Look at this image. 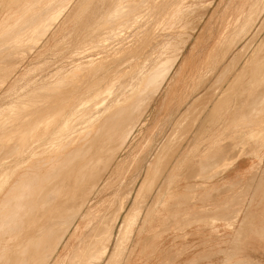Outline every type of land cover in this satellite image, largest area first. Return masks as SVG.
I'll return each instance as SVG.
<instances>
[{"label": "rangeland", "instance_id": "obj_1", "mask_svg": "<svg viewBox=\"0 0 264 264\" xmlns=\"http://www.w3.org/2000/svg\"><path fill=\"white\" fill-rule=\"evenodd\" d=\"M142 69L155 85L117 105ZM166 69L155 95L153 87ZM104 95L108 99L92 109ZM89 107V118L83 119ZM176 114L183 116L174 121ZM95 115L116 119L101 120L107 123L99 135L101 155L108 160L100 157L106 169L98 163L97 178L84 197L79 194L78 205L85 203L81 212L76 203L68 215L75 211L77 218L69 217L62 232L53 234L63 240L52 239L39 258L28 254L23 238L0 228L5 233L0 264H14L13 255L19 254L43 258L44 264H82L92 252L90 241L102 234L101 245L109 246L99 264H107L122 221L132 213L135 227L113 264H175L169 250L183 264H264V0H0V170L16 164L30 144L36 151L12 168L13 181L37 156L45 155L35 159L44 161L64 145L58 155L64 157L70 141L75 149L83 147L82 133ZM203 141L209 143L203 159H183L185 145L203 155ZM219 147L230 160L209 159ZM234 156L245 159L247 170L228 180L223 175ZM191 169L201 172L194 179L204 185L178 190L185 182L181 175ZM213 183L214 188L206 186ZM2 197L1 205L7 200Z\"/></svg>", "mask_w": 264, "mask_h": 264}, {"label": "bare ground", "instance_id": "obj_2", "mask_svg": "<svg viewBox=\"0 0 264 264\" xmlns=\"http://www.w3.org/2000/svg\"><path fill=\"white\" fill-rule=\"evenodd\" d=\"M57 1V0H56ZM62 1V0H61ZM67 1V0H66ZM159 1V0H158ZM181 1V0H180ZM155 2V1H154ZM54 3V2H53ZM68 3V2H66ZM157 3V2H156ZM70 4V2H69ZM150 4V3H149ZM111 5V3H110ZM155 5V4H154ZM152 4V6H154ZM178 5V4H176ZM200 6V5H199ZM206 6V5H205ZM110 7V6H109ZM150 7V6H149ZM157 7V6H156ZM172 7V6H171ZM182 7V6H181ZM52 8V7H51ZM68 8V7H67ZM169 8V7H168ZM178 8V7H177ZM201 8V7H200ZM203 8V6H202ZM58 9V8H57ZM109 9V8H108ZM154 9V8H153ZM176 9V8H175ZM119 11V10H118ZM171 11V10H170ZM181 11V10H180ZM146 13V12H145ZM167 13V12H166ZM81 14V13H80ZM115 14V13H114ZM182 14V13H181ZM261 14V13H260ZM113 15V14H112ZM241 15V14H240ZM239 15V17H240ZM12 16V15H11ZM169 16V15H168ZM141 17V16H140ZM165 17V16H164ZM167 17V16H166ZM165 17V18H166ZM113 18V17H111ZM110 18V19H111ZM88 19V18H87ZM167 19V18H166ZM139 20V19H137ZM158 20V19H157ZM162 21V20H160ZM169 21V20H168ZM237 21V20H236ZM256 21V20H255ZM83 22V21H82ZM157 22V21H156ZM238 22V21H237ZM13 23V22H12ZM249 23V22H248ZM246 24V23H245ZM50 25V24H48ZM155 25V24H154ZM132 26V25H131ZM135 26V25H134ZM160 26V25H159ZM128 28V27H127ZM133 28V27H132ZM251 29V28H250ZM43 32V31H42ZM165 32V31H164ZM249 32V31H248ZM152 34V32H151ZM150 34V35H151ZM44 35V34H43ZM157 35V33H156ZM102 36V35H101ZM90 37V36H88ZM106 37V36H105ZM143 37V36H142ZM141 37V38H142ZM150 37V36H149ZM157 37V36H156ZM237 37V36H236ZM104 38V37H103ZM161 38V37H160ZM42 40V39H41ZM89 40V38H88ZM113 40V39H112ZM141 40V39H140ZM97 41V40H96ZM93 42V41H92ZM150 43V42H149ZM148 43V44H149ZM143 44V43H142ZM87 45V44H86ZM145 45V44H144ZM132 46V45H131ZM142 46V45H141ZM141 46H139V48H141ZM135 47V46H134ZM137 47V45H136ZM135 47V48H136ZM141 52V51H140ZM139 53V52H137ZM151 53V52H150ZM139 55V54H138ZM81 56V55H80ZM112 56V55H111ZM137 57V56H136ZM91 58V57H90ZM146 58V57H145ZM174 58V57H173ZM140 59V58H139ZM166 59V58H165ZM163 60V61H166V60ZM170 59V58H169ZM168 59V60H169ZM176 59V58H175ZM167 60V61H168ZM171 60V59H170ZM143 61V59H142ZM172 61V60H171ZM171 61L169 63H171ZM136 62V61H135ZM139 62V60H138ZM137 65H140L141 67V64H138ZM162 62V61H161ZM159 62V63H161ZM166 63V62H165ZM168 63V62H167ZM173 63V62H172ZM95 64V63H94ZM164 64V63H163ZM131 65V64H130ZM129 65V66H130ZM157 65V64H156ZM160 65V64H159ZM162 65V64H161ZM171 65V64H170ZM134 66V65H133ZM146 66V65H145ZM164 66H166V68L168 69L167 65L165 64ZM139 67V69H140ZM161 67V66H160ZM163 67V66H162ZM169 67H172L169 66ZM136 68V67H135ZM138 68V66H137ZM136 68V70H137ZM157 68V67H155ZM153 68V69H155ZM164 68V67H163ZM161 68V70L163 69ZM131 69V68H129ZM152 69V68H151ZM165 69V68H164ZM165 70L162 72V75L158 76V78L160 79V81H158L157 85L153 87V94H157L158 91L161 89V86H162V81L164 80V82L166 81L165 79L167 78V74H168V71L169 70ZM172 69V68H171ZM170 69V70H171ZM144 70V72L140 73V77L138 78V81L136 83H132L130 85L126 84L124 81H122L126 86L127 88L125 87V89H128V91L124 94V95H119L118 96V103L117 105H120L121 104L123 105L124 103H128L129 101L132 100V98L134 96H136V94L139 93L140 95V92H142L143 90L147 89L148 88H151L152 85H155L153 81L150 80V82H148L149 80H147V73L145 71V69H142V71ZM131 71V70H130ZM135 71V70H134ZM153 71V70H151ZM159 71V70H158ZM170 72V71H169ZM152 73V72H150ZM154 73V72H153ZM158 72L154 73V74H157ZM161 73V72H160ZM159 73V74H160ZM132 74V73H131ZM135 75V74H133ZM132 75V76H133ZM151 75V74H150ZM138 76V75H136ZM157 76V75H155ZM152 77H154V75H152ZM150 78V77H149ZM128 79V78H127ZM156 79V77H155ZM124 80V79H123ZM154 80V79H153ZM174 80V78H173ZM122 83V85H123ZM156 83V82H155ZM121 84V83H120ZM122 85H119V86H122ZM118 86V87H119ZM123 90V91H124ZM147 90H145L147 92ZM143 94V93H142ZM150 94V93H149ZM152 94V92H151ZM148 95V94H147ZM138 96V95H137ZM136 96V97H137ZM150 96V95H149ZM142 97V96H141ZM146 97V96H145ZM139 98V97H137ZM147 98V97H146ZM108 99L107 96L104 95V97H102L100 100L96 101L92 106L91 108H95V106L99 103H102L104 101H106ZM136 99V98H135ZM142 99V98H141ZM148 100V99H147ZM260 100V98H259ZM142 100H140L141 102ZM256 101V100H255ZM136 102V101H135ZM137 103V102H136ZM142 103V102H141ZM140 103V104H141ZM144 103V101H143ZM133 104V103H132ZM139 104V105H140ZM258 104V103H257ZM263 104V103H262ZM131 105V104H130ZM138 105V104H137ZM133 106V105H132ZM143 106V105H142ZM124 107V106H123ZM135 107L137 108V106L135 105ZM90 108V107H89ZM87 109L86 111H84V116H83V119H87L89 118V113L90 111L92 110L91 108L90 109ZM116 108V107H115ZM135 108V109H136ZM127 109V108H126ZM134 109V110H135ZM139 109V108H138ZM137 110V109H136ZM135 110V111H136ZM111 111H113V108L111 109ZM110 111V112H111ZM109 112V113H110ZM116 112V111H115ZM114 112V113H115ZM108 113V114H109ZM118 113V112H117ZM115 113V114H117ZM107 114V115H108ZM112 114V112L110 113ZM119 114H121L119 112ZM114 115V114H112ZM111 116V115H109ZM121 116V115H119ZM115 117V115H114ZM128 117V116H127ZM104 118V117H102ZM102 118H99L97 115L91 117L89 120L90 121H95L94 123H92V126L91 127H88L87 130L85 132H83L82 134L84 135V138H83V141L85 140V145L82 147H78V149H75L73 147H75V145L72 144V141H70V145L66 148L68 149L66 151V153L63 155L64 157H61L58 156L60 153L62 152H65V147L64 145L57 150L53 151L52 152H49L47 156V158H45V160H40V161H37L39 159H37L38 157H42V156H45V155H42V156H37L35 157L34 159H32L30 162H29V165L27 166H30V165H34L33 167H30L29 169H27V171L25 172V174L22 175V177L20 178L19 176H17L18 180L16 181H13L14 179V171L15 169L13 170L12 168L13 167H20L23 165V160H24V156L28 153V154H33L32 151L34 148V146L32 144H30L29 146H27V149L25 150H22L24 151L23 152V155L20 157V160L16 163V164H13L11 163L10 166H5L2 170H0V198L4 195V192L6 190H8L9 192H5L6 196L5 197H2L3 199H6L7 200L5 202L2 203V208L3 209H0V211L2 210V218H4V221H5V227L2 225L0 226L1 229H3V231L5 233H9L8 236L10 237V233H14V237L15 238H23L22 241L23 243L25 244V250L27 251L28 250V254L30 255H34L36 254L39 258V254L41 251H44V249L46 250V248L48 247L49 244H52V241L53 240H56V238H54L58 233V231H61V227L63 225H66L65 221H67L66 219H68L69 217H73L75 218V211L74 214L72 215H68L69 213H71L72 210H74L76 208V206L78 205V203L81 201H79V194L83 193V190L87 189L88 188V185H90V183L92 182V180H95L97 178V174H98V167L99 164L101 165V163H99L98 161H100L99 159L102 160V158H100L101 156L104 155H101L102 154V143H101V138L99 139V135L101 134V132L104 130V129H107V128H104L105 125L107 124L106 123V120L105 122L104 121H101ZM108 119L109 117H105L104 119ZM99 119V120H97ZM103 119V120H104ZM113 119H116V118H112L111 117V120ZM118 119V118H117ZM122 119V117H121ZM126 119V118H125ZM128 119V118H127ZM131 119V118H130ZM97 120V121H96ZM110 119L107 120V122H110L111 121ZM100 121H101V124H100ZM122 121V120H121ZM103 122L105 123L103 125ZM112 123V122H111ZM117 123V122H116ZM109 124V123H108ZM119 124V123H118ZM98 125V126H97ZM111 125V124H110ZM121 126V125H120ZM110 129H111V126H109ZM113 127V126H112ZM119 127V126H118ZM117 127V128H118ZM114 128V127H113ZM112 128V129H113ZM109 130V129H108ZM118 130V129H117ZM114 131V130H112ZM111 132V131H110ZM104 133V132H103ZM82 134H80L77 138H75L73 140L74 141H77L79 139L82 138ZM95 136V135H98V138L95 136V138H92V136ZM103 135V134H102ZM108 135V134H107ZM109 136V135H108ZM90 138V139H88ZM111 140V139H110ZM113 140V139H112ZM121 141V140H120ZM103 142V140H102ZM107 142V141H106ZM109 143V142H107ZM110 146V145H109ZM112 146V145H111ZM22 147V146H21ZM71 148V149H70ZM107 148V146H106ZM23 149V148H22ZM12 151V150H11ZM22 151H20L22 153ZM111 151V150H110ZM56 152V154H55ZM3 154V153H2ZM55 154V155H54ZM107 154V152H106ZM105 154V155H106ZM109 154V153H108ZM107 154V155H108ZM1 155V154H0ZM112 154H110V157ZM2 156V155H1ZM60 159H59V158ZM103 157H107V156H103ZM1 159V158H0ZM35 159H37L35 161ZM104 159V158H103ZM35 162H34V161ZM106 160V159H105ZM107 160H108V157H107ZM106 160V161H107ZM64 161V164H60V166L58 167L56 164L58 163H61ZM104 161V163L106 162ZM114 161V160H113ZM16 162V160H15ZM42 164H40V163ZM54 164L53 166V170L51 172V170H49L48 172L46 173H43V171H46L47 167L51 164ZM99 163V164H98ZM98 164V165H97ZM106 164V163H105ZM107 165H108V162H107ZM2 166V165H0ZM26 166V167H27ZM104 166L101 165L100 167ZM110 166V165H109ZM105 167L108 168V166L105 165ZM1 168V167H0ZM24 169V168H23ZM103 169H106L104 167H102V170ZM23 171V170H22ZM25 171V170H24ZM106 171V170H105ZM24 173V172H22ZM21 173V174H22ZM101 173H103V171H101ZM100 173V174H101ZM16 174V173H15ZM56 174H57V177H56ZM53 177V178H52ZM98 184V182H97ZM94 186V185H93ZM92 186V188H94ZM30 191V192H29ZM86 191V190H85ZM29 192V193H28ZM84 195H82L83 197L85 196L86 193H83ZM91 195V194H90ZM81 197V196H80ZM83 199V198H82ZM3 200L0 199V203L2 202ZM79 201V202H78ZM85 202V201H84ZM77 203V205H76ZM108 203V202H107ZM5 204H6V207L7 208H10V209H6L4 208L5 207ZM85 205V203H83ZM99 204V203H98ZM125 204V203H124ZM159 204V203H158ZM84 205H81V206H77V208L75 209L76 210V213H80L81 212V208L84 206ZM25 206H29L28 210H22L23 207ZM102 206V205H101ZM79 208V209H78ZM5 210V211H4ZM98 210V209H97ZM121 210V208L119 209V211ZM92 211V210H91ZM72 212V213H73ZM88 213V211H87ZM130 214V213H129ZM72 217V218H73ZM89 217V215H88ZM103 217V216H102ZM115 217V216H114ZM117 217V216H116ZM115 217V218H116ZM136 217V213H132L131 215H129L126 219H124L122 221V224L120 226V229H119V238L117 240V244L115 246V250L113 252V256L111 257L110 261L107 263V264H113V262L116 260L118 254L121 252L126 240L129 238L130 234L132 233L135 225H132L135 221H134V218ZM1 218V217H0ZM77 218V217H76ZM75 218V219H76ZM84 218V216H83ZM70 219V218H69ZM132 219V221H131ZM138 218H136L137 220ZM2 220V219H0ZM74 220V219H73ZM85 220V219H84ZM117 220V219H116ZM69 222L71 221L68 220ZM78 221V220H77ZM103 221V220H102ZM112 221V219L110 220ZM138 221V220H137ZM1 222V221H0ZM3 222V220H2ZM68 222V225L69 224H72V223H69ZM74 222V221H73ZM109 222V221H107ZM116 222V221H115ZM109 224V223H107ZM75 225V224H73ZM90 226V225H88ZM60 227V228H59ZM71 228V226H69ZM69 227L66 226L67 230H70L68 229ZM85 227H87V225H85ZM85 227H82L85 228ZM105 227V226H104ZM107 228V227H106ZM111 228V227H110ZM118 228V227H117ZM60 229V230H58ZM91 229V228H90ZM89 229V230H90ZM94 229V228H92ZM109 229V228H108ZM113 229V227H112ZM77 230V229H76ZM87 231V230H86ZM0 231V234L4 235L5 233ZM62 232V231H61ZM66 232V230L64 231L63 230V233ZM82 232V231H81ZM80 232V233H81ZM88 232V231H87ZM110 232V230H109ZM67 233V232H66ZM65 233V234H66ZM83 233V232H82ZM86 233V232H85ZM92 233V232H91ZM111 233V232H110ZM55 236H54V235ZM63 234V236L65 235ZM69 234V233H68ZM101 234V233H100ZM105 234V233H104ZM108 234V233H107ZM1 235V237H3ZM62 235V234H61ZM103 235V234H102ZM101 235V236H102ZM54 236V237H53ZM76 236V235H75ZM81 236V235H80ZM86 236V235H85ZM100 236V237H101ZM104 236V235H103ZM57 237V236H56ZM60 237V236H59ZM73 237V236H72ZM99 237V238H100ZM5 238V237H4ZM63 237H60L59 239L60 240H63L62 239ZM97 238V237H96ZM99 238L96 240L94 238L93 241H90L91 244H90V247H91V250L92 252H89L90 254L88 255V257L86 256L85 259H83V262L82 264H91L93 261L96 262L95 264H99L101 259L106 255L107 253V249H108V244L107 246H105V244H103L105 247H103V245H101V239H103V237L99 240ZM111 238V237H110ZM53 239V240H52ZM59 239H58V243L59 242ZM72 239V238H71ZM76 239V238H75ZM78 239V238H77ZM87 239V238H86ZM85 239V240H86ZM89 239V238H88ZM109 239V238H108ZM106 239V240H108ZM21 240V239H20ZM51 240V242H50ZM110 240V239H109ZM22 241H19V242H22ZM103 241V240H102ZM7 242L9 243L10 240L7 239ZM84 242V241H83ZM86 242V241H85ZM104 242V241H103ZM102 242V243H103ZM106 242V241H105ZM6 243V244H8ZM55 243V241H54ZM109 243V242H108ZM23 244V245H24ZM88 244V242H87ZM53 245V244H52ZM51 245V246H52ZM55 245V244H54ZM60 245V244H59ZM71 245V244H70ZM84 245V243H83ZM83 245H82V248H83ZM6 245H4L5 247ZM16 246V245H15ZM22 247V244H20L18 246L17 244V247ZM50 246V249L52 248ZM58 246V245H57ZM62 246V245H61ZM75 246V245H74ZM22 247V248H24ZM21 248V249H22ZM55 248V247H54ZM53 248V249H54ZM49 249V250H50ZM24 250V249H22ZM21 250V252H22ZM56 250V249H55ZM82 250V249H80ZM89 250V249H88ZM90 250V251H91ZM5 252V251H4ZM50 253V251H48ZM54 252V250H53ZM27 253V252H25ZM5 254V253H4ZM23 254V253H22ZM52 255L54 253H51ZM77 254V253H75ZM74 254V256H75ZM80 254V253H79ZM88 254V253H87ZM20 255V254H19ZM19 255H13L15 256L14 259V264L16 262V264H29L28 262L31 261L32 259L34 260V258H32L31 260H27L25 255L18 257ZM30 255L28 257H30ZM43 255V254H41ZM40 255V256H41ZM12 256V255H11ZM12 256V257H13ZM56 256V254H55ZM7 257V256H6ZM22 257V258H21ZM52 257V256H51ZM50 256L47 258V256L45 258L47 259H50L51 258ZM66 257V255H65ZM63 257V258H65ZM5 258V256H4ZM11 258V257H10ZM25 258V259H24ZM41 258V257H40ZM2 259V258H1ZM12 259V258H11ZM12 259V260H13ZM42 260H38L39 262L43 261L42 264H44V261L45 259L41 258ZM46 259V261H47ZM53 259V258H52ZM75 259V257H74ZM6 260V258H5ZM10 260V259H9ZM27 260V261H26ZM11 261V260H10ZM18 261V262H17ZM35 261V263H34ZM32 263L33 264H39L37 260H34ZM50 261V260H48ZM8 263V262H7ZM30 263V264H32ZM3 264H6L3 263ZM9 264H11L9 262ZM46 264V263H45ZM50 264V263H49ZM61 264V263H60ZM66 264V263H65ZM79 264V263H78ZM93 264V263H92Z\"/></svg>", "mask_w": 264, "mask_h": 264}, {"label": "crops", "instance_id": "obj_3", "mask_svg": "<svg viewBox=\"0 0 264 264\" xmlns=\"http://www.w3.org/2000/svg\"><path fill=\"white\" fill-rule=\"evenodd\" d=\"M215 107H217V105H215ZM181 113H183L185 110L182 109L180 110ZM181 116H183V114H176L175 118H174V121L178 120ZM219 140H216L214 143L215 145H218L219 143ZM200 144H203L202 146H200L199 148V154H203V155H199V156H195L193 155L194 153H190L189 151H186L188 150V148L185 146H183L182 150L183 152H181V154L183 155V159H189V160H195V159H203L205 157V155L207 154V150H208V144L207 142L203 141V143H200ZM210 147V146H209ZM212 148V146H211ZM221 148L219 147L218 148V151H216L215 155L212 157V156H209V159H218V160H223V159H231V155H229L230 153L227 152L226 155H224V152H222L220 150ZM217 150V148H216ZM237 156H234L233 158H236ZM245 159L243 158H239L237 157L236 159V162L235 164L233 165V167H230L228 169V171H226V173L223 175H227L229 176L228 180H232L231 178L232 177H235L233 180H235L237 177H241L242 175H244L245 171L247 170L246 169V164H245ZM201 175V172L199 171H194V170H189L185 173H183L181 175L182 179H185V182H183L182 184H180V191H186V190H190V191H194V190H199L200 188L199 187H202L204 184H202L201 182L199 181H195L194 177H198ZM222 176V177H223ZM188 180V181H187ZM202 181V180H201ZM215 181V180H214ZM203 182V181H202ZM206 186H210L211 188H214L215 185L214 183L211 184V185H206ZM177 190V189H176ZM177 220H179L181 222V215L175 217ZM180 224V223H179ZM170 253H166V255H174L175 256V264H183V260L181 258H178V254L177 252H173L172 250H169Z\"/></svg>", "mask_w": 264, "mask_h": 264}]
</instances>
